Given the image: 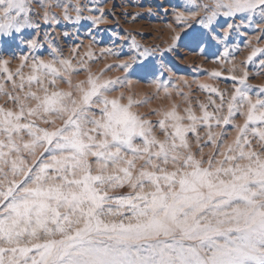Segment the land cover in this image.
<instances>
[{"label": "snow or ice", "instance_id": "snow-or-ice-1", "mask_svg": "<svg viewBox=\"0 0 264 264\" xmlns=\"http://www.w3.org/2000/svg\"><path fill=\"white\" fill-rule=\"evenodd\" d=\"M36 6L53 23V7L64 9V20L71 19L70 10L79 11L64 0H36ZM183 7L188 17L181 13L176 19L185 30L172 37L167 51L175 52L181 41L185 47L218 45L219 17L258 16L264 23V0H197ZM29 12L27 0H0V95L12 103L0 105V264H264V99L253 101L236 87L227 115H218L221 94L220 104L210 100L217 114L204 104L199 117L190 107L181 115L173 106L154 126L132 110L131 97L127 103L123 94L110 98L122 78L101 80L89 73L73 84L80 69L57 59V48L49 52L53 59L32 57L29 64L24 56L11 71L3 47L33 27ZM189 17L199 26L195 32ZM228 19L224 35L235 26ZM21 43L34 48L38 42ZM258 52L264 55L254 49L247 59ZM135 59L119 67L155 79L158 69L150 61L132 67ZM230 78L245 85L248 74ZM6 81L23 96L5 91ZM58 81L67 89L57 88ZM237 113L244 123L233 125L236 135L223 145V126ZM199 127L207 129L204 146L211 142L214 148L207 161L196 158L188 138L194 134L202 152ZM250 135L258 138L259 151ZM126 186L134 194H108Z\"/></svg>", "mask_w": 264, "mask_h": 264}, {"label": "rangeland", "instance_id": "rangeland-1", "mask_svg": "<svg viewBox=\"0 0 264 264\" xmlns=\"http://www.w3.org/2000/svg\"><path fill=\"white\" fill-rule=\"evenodd\" d=\"M49 2L54 3L55 0ZM199 2L204 3L207 0ZM64 3L79 11L70 10L67 14L71 19L64 20V9L53 7L52 13L56 17V22L53 23L51 15L48 22H45L42 10L36 6V0H27L29 14L34 16L33 27L23 30L3 47V56L4 59L10 60L8 67L11 71L20 64L21 57H28L29 64L32 57L48 61L53 59L49 52L53 47L57 48V59H68L74 68L80 69L71 77L73 84L86 79L89 73L99 76L101 80L122 78L123 85H118L116 91L110 94V98L123 94L124 100L121 102L127 103L131 97L134 102L132 110L154 126L163 118L162 112L172 110L173 106H176L175 110L181 115H186L185 109L190 107L199 117L202 115L200 105L204 104L207 105V111L217 114L215 105L211 104L210 100L220 104L221 94L224 103L218 115H227V104L236 87H244L253 101L264 99V66L260 65L264 55L258 52L251 61L247 59L254 49L264 50V23L260 22L258 16L255 19H245L241 14L231 19L219 17L216 26L218 45H210L207 49L196 48L195 45L185 47V42L181 41L176 51L172 52L167 51L172 44V37L185 30L184 22L176 18L181 13L188 17L183 5L195 4L197 0H64ZM93 18H99V22H94ZM226 19L235 25L228 35L223 33ZM188 23L193 24L192 32L197 31L199 26L190 17ZM28 40H35L38 42L37 46L30 48L27 43H21ZM133 56L136 59L132 67L150 61L158 69L155 79L145 77L139 72L127 75L119 67L129 62ZM23 72L27 75L29 68L25 67ZM214 72L220 75L213 76ZM244 72L248 74L245 85H240L238 80L230 78L232 75L240 77ZM157 84L160 85L159 89ZM202 85L207 87L202 88ZM37 87L33 84L31 89L36 91ZM56 87L67 89V85L60 81ZM28 88L25 84L24 91H28ZM165 88L168 89L167 95ZM213 88L217 91L212 92ZM5 91L23 96L19 89L12 90L11 82H5ZM143 100L147 103H137ZM0 105L12 107L11 101L4 95H0ZM242 111H247V105ZM244 119V116L237 113L231 124L223 126L227 131L223 145L232 142L236 135L233 125H242ZM184 123L188 121L185 120ZM255 126L260 127L259 123ZM198 130L202 152L197 150L194 134L189 133L191 150L197 159L203 156L207 161L214 148L211 142L204 146L207 129L199 127ZM212 131L219 132L221 129L213 127ZM153 133L158 139L164 138L158 127L153 128ZM257 139L250 135L252 147L259 151ZM219 151L223 152L224 147H220ZM215 159L221 157L216 155ZM140 163L137 162V167ZM145 190H148L147 186ZM108 194L123 196L134 194V190L126 186L109 190ZM112 208L116 211L117 205L113 204Z\"/></svg>", "mask_w": 264, "mask_h": 264}]
</instances>
